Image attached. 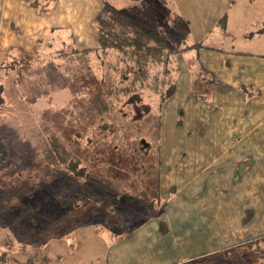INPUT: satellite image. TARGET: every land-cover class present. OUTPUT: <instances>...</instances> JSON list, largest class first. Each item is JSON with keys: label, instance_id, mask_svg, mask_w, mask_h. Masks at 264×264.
I'll return each mask as SVG.
<instances>
[{"label": "crops", "instance_id": "0c3cea01", "mask_svg": "<svg viewBox=\"0 0 264 264\" xmlns=\"http://www.w3.org/2000/svg\"><path fill=\"white\" fill-rule=\"evenodd\" d=\"M105 4L106 0H0V83L3 64L32 53L45 36L63 34L78 50L96 48L95 20ZM255 22L260 40L264 17ZM199 56L201 67L183 61L175 94L163 107V132L168 115L178 110L182 112L175 122L180 120L183 129H171L166 139L163 135L161 201L155 212L145 218L127 214L125 221L134 224L123 234L116 231L120 225L112 226L110 238L93 224L74 230L61 224L49 249L28 251L24 246L38 237L30 230L40 233L43 218L25 210L35 201L23 200L14 212L17 216L13 214L22 217L20 226L0 224V264H58L55 258L62 252L68 264H178L264 237V40L248 49L204 47ZM192 68H203V83L210 86L198 99L193 95ZM168 140L172 147L166 152ZM37 196V207H44L46 201L40 198L46 192L38 191ZM250 209L253 220L244 224ZM7 239L22 246L9 261L2 245ZM43 243L38 239L35 246ZM73 244L78 246L72 249ZM193 244L197 249L188 251Z\"/></svg>", "mask_w": 264, "mask_h": 264}, {"label": "rangeland", "instance_id": "374dc122", "mask_svg": "<svg viewBox=\"0 0 264 264\" xmlns=\"http://www.w3.org/2000/svg\"><path fill=\"white\" fill-rule=\"evenodd\" d=\"M106 2L129 21L139 25L165 44L170 55L167 63L169 73L167 75L166 67H161L162 64H158L152 58L149 60L148 66L151 70L156 68L155 70L159 71V77L156 76L153 79V75H150L148 80L143 81L139 76L133 75L132 69L137 67L135 56L131 57L117 50H111L108 54L103 55V59L106 61L104 75L106 85L113 89L115 86H120L124 78H136L134 80L142 82L144 87L148 85L146 89L138 91V95L145 99V102L142 99L141 110L144 111L150 107L153 112L152 116L148 112L150 120L153 121L152 124H149L144 121L147 114L146 116L143 113L136 114L133 108H127L115 121L112 120V126L106 132H101L95 125L90 126V123H86L87 121L84 119L81 120L77 106L70 105L69 100L72 98V94L69 90L53 89L45 85L50 93L39 99L35 98L33 89L43 90L42 82L45 83L48 70H41L35 64H27L24 67L25 73L22 79L18 77L17 70L13 69L1 80L0 195H3L4 188L11 189L15 193H21L24 190L22 196H27H24L23 200L35 201L34 206L27 203L28 206H25V210L33 212L32 214L36 218L38 215L43 218L40 222L43 224L40 233L34 227L30 230L32 234H38V237L32 241L33 244L24 246L28 251H33L36 248L43 251L45 248L49 249L50 238L57 235L53 233L59 232L57 227L61 224L62 226L67 225L73 230L93 224L100 233L109 238L113 234L109 228L113 229L114 225H120L121 227L115 230L118 234H123L134 224V220L125 221L124 212L106 213L103 210L104 207L92 198L82 197L76 193L72 194V192L70 193L72 196L69 192L61 194L62 189L60 188L67 189L66 184H68L69 176H65L67 171L64 170L61 173L62 169H57V167L46 169L49 173L56 175L55 177L49 176L52 182L50 181L44 189L46 196L40 198L46 201V205L37 207V187H34L35 184L31 182L35 181L30 182L29 177L38 178L43 174V170H41L43 154L39 144L43 136L46 138L48 134H55L75 160H83V164L93 168L101 179H110L114 191L115 189L116 191L121 190V204L124 207L128 205L125 201L128 198L126 195L128 192L134 193L140 189H148L152 194L156 187L155 177H153L155 175L145 173L147 169H151L149 166L155 164L159 157L157 150L159 97L154 92L158 88L154 86L161 84L160 80L161 82L168 81L167 77L169 76V80L175 83L176 90L183 61L191 67L200 66L199 51L204 47L248 49L252 47V43L258 44L264 40V37L260 40L257 39L259 38L257 37L259 26L257 27L258 24L255 22L260 17H264V0H106ZM254 22L256 26H252ZM100 61L105 63L102 58ZM100 61L95 59L94 70L91 73L97 78L104 74L100 70ZM17 65V68H22L21 63ZM158 67L161 68L158 69ZM192 69L193 81H196V84L192 85V89L200 91L202 89L199 79L200 70ZM153 72L156 73L154 69ZM137 78L139 79L137 80ZM141 84L139 83L138 86ZM73 91L75 92V89ZM179 112L182 110H178L177 114L168 115L164 132L161 127V153L163 135L166 139L171 136V129L175 127L183 129L180 120L178 123L175 122ZM125 113H128V116H125ZM137 116L143 119L134 120ZM143 139L150 144L147 150H143V147L146 146L142 147L141 145ZM166 144V152H168L169 146L172 147V140H168ZM4 155L7 156L1 159ZM159 168L161 171V165ZM53 178L59 180L53 182ZM17 179L24 180V187L20 183L22 180L19 182L16 181ZM62 199H68L70 204L64 206L54 203ZM133 203L131 206L134 214L141 217L148 212V209L139 205V201ZM21 204L22 202L11 206L0 204V224L20 226L18 224L23 221L22 217L15 218L14 215L17 216V214L14 212L20 210ZM11 207L15 210L12 211ZM100 208H103L102 211ZM162 211L157 213L160 215ZM45 216L46 219H44ZM208 216L210 218L212 212ZM36 220L38 222V219ZM38 239L44 240V246H35ZM28 241L30 238L24 240V243H28ZM68 241L71 242V240ZM2 245L8 249V261L12 255L21 253L19 249L22 246L13 244L11 239L5 240ZM77 246L73 244L72 249ZM196 249L197 245L193 244L188 248V251L194 252ZM66 259L63 252L57 254L55 258L58 264H68ZM47 264L51 263L47 261ZM178 264H264V242L220 250Z\"/></svg>", "mask_w": 264, "mask_h": 264}, {"label": "trees", "instance_id": "16d2710c", "mask_svg": "<svg viewBox=\"0 0 264 264\" xmlns=\"http://www.w3.org/2000/svg\"><path fill=\"white\" fill-rule=\"evenodd\" d=\"M95 24L98 32L96 48L78 50L73 45L69 44L63 34H59L58 37L60 38L45 36L39 41V44L32 53H23L20 57H14L10 62H5L1 67L4 71L3 78L7 76L11 70L16 69L18 77L22 79L25 73L24 67L27 64H35L41 70L49 71L46 74L45 83L42 82L44 84L43 90L40 88L33 89L36 99L50 93L45 85L53 89L69 90L72 94V98L69 100L70 105L72 107L77 106L81 120H86V123L89 122L90 126H97L101 132L108 131L112 126V120L115 121L127 108H133L136 114L143 113L145 116L147 114L144 121L152 124L153 121L150 120L149 113L152 116L153 112L150 110V107H147L144 111L141 110L140 106L142 105L143 98L138 95V91L146 89L148 85L144 87L141 84L142 82L134 80L136 78L127 77L123 79L120 86H115L113 89L109 88L104 78L106 73V61L103 59V55L108 54L111 50H117L131 57L135 56V63L138 68L133 67V75L139 76V78L144 81L148 80L150 75H153V79L159 75V71L157 72L155 70L156 68H152L151 70L148 66L149 60L152 58L158 62V64H162L161 67H166L168 75L169 70L167 63L170 55L166 50L165 44L142 29L139 25L129 21L122 13L110 7L108 4H105L103 11L95 20ZM100 58H102V61L105 63H101ZM95 59L100 61V70L104 73L98 78L94 74L91 75V73H93L92 70H94ZM20 63L22 68H17V64ZM161 67H158V69ZM153 69L156 73L153 72ZM206 73L207 72L203 68L200 69L199 79L202 89L200 91L197 89L194 91L193 89V95L196 99L202 97L203 94L209 91L210 86L203 83V75ZM139 78H137V80ZM167 78L168 81L161 82L160 80L161 84L158 86L153 85L158 88L154 92L159 97L157 110V150L159 157L155 164L149 166L151 169H147L145 173H152V176L155 175L153 176L156 181L154 193L152 192L151 194L148 189H140L134 193L128 192L126 194L128 198L125 199L128 205L122 207L121 190L116 191L115 189V193L110 179H101L93 168H89L87 165L83 164V160H75L55 134H48L46 138L43 136L44 139L41 138L39 143L40 150H42L43 154V160L41 161V170H43V174L39 175L38 178L29 177L30 182L35 181L31 183L35 184L34 187H37V192L44 190L45 187L49 185L51 181L49 176L55 177L56 175L55 173H49L46 169L57 167V169H62V171H60L61 173H63L64 170L67 171L65 176H69V179H67L68 184H66L67 189L63 187L60 188L62 189L61 194H67L68 192L70 194L72 192V194L76 193L82 197L92 198V200L96 201L100 206L104 207V209L100 208L101 211L102 209L105 211L107 210L106 213L109 211L112 213L124 212L123 214H125V216L127 214H134L131 205L134 204L133 202L137 201L140 202V206H144L148 209V212L144 213V218L149 217L152 212H155L156 205L161 201L159 196V166L161 160L160 131L162 127L161 109L171 98L175 90V83L169 80V76ZM139 83L141 84L140 86H138ZM1 85L2 84H0V86ZM74 89L75 92L73 91ZM1 90L2 89H0V96L2 97ZM143 100L145 102V99ZM125 116H128V113H125ZM141 119L143 118H139V116L134 118L136 121ZM141 145L143 147L142 141ZM149 147L150 144L149 146L143 147V150H147ZM6 156L7 155H4L1 159ZM20 180L22 179H17L16 181L20 182ZM58 180L59 179L53 178V182ZM23 181L24 180L20 183L23 184L24 187ZM2 191L3 195H0V204L11 206L17 202L21 203L24 199V196H22V191L24 190H22L21 193H15L11 189L4 188ZM72 194L70 195L72 196ZM61 202L63 205L70 204L68 199H62ZM252 216H254V211L251 209L247 210L243 223L248 224ZM260 242H264V237L255 239L247 244H257Z\"/></svg>", "mask_w": 264, "mask_h": 264}, {"label": "water", "instance_id": "95a60500", "mask_svg": "<svg viewBox=\"0 0 264 264\" xmlns=\"http://www.w3.org/2000/svg\"><path fill=\"white\" fill-rule=\"evenodd\" d=\"M142 144L144 145V146H148L149 145V143L148 142H146V140H142Z\"/></svg>", "mask_w": 264, "mask_h": 264}]
</instances>
